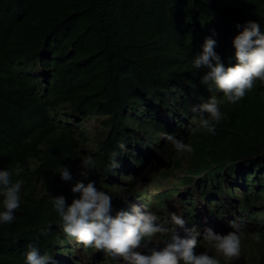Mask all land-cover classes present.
Wrapping results in <instances>:
<instances>
[{"label": "clouds", "instance_id": "clouds-1", "mask_svg": "<svg viewBox=\"0 0 264 264\" xmlns=\"http://www.w3.org/2000/svg\"><path fill=\"white\" fill-rule=\"evenodd\" d=\"M175 5L162 38L125 31L151 35L137 54L149 82L130 105L103 100L86 113L49 99L41 68L0 69L6 88L31 91L40 78L31 92L48 110L37 123L0 122V228L30 199L38 222L9 239L17 247L0 245L2 264H264V0ZM50 177L64 185L49 189ZM176 205L183 215L170 224L160 214ZM229 213L243 232L235 219L227 227ZM206 218L220 231L204 229Z\"/></svg>", "mask_w": 264, "mask_h": 264}, {"label": "trees", "instance_id": "trees-1", "mask_svg": "<svg viewBox=\"0 0 264 264\" xmlns=\"http://www.w3.org/2000/svg\"><path fill=\"white\" fill-rule=\"evenodd\" d=\"M175 2L0 0V69L17 65L24 69L33 65L41 68L51 81L47 86L48 98L58 99L60 104L71 103L86 113H91L103 100L130 105L133 94L149 82L144 66L149 62L137 54L151 35L128 40V27L162 38L164 16L169 13L168 22L173 18L177 9ZM103 50L114 51L117 55L103 53ZM121 56L126 58L125 61ZM105 58L116 63L111 65ZM28 81L33 92L45 86L36 76ZM31 91L25 87L0 85V122L3 126L17 117L34 123L48 119L43 99ZM60 144L54 159L59 158L69 142L62 138ZM232 150L240 152L242 145L235 144ZM63 185L64 182L55 177H50L47 182L49 189H59ZM37 226L34 200L30 199L21 207L15 223L0 228V245L7 243L17 247V241L9 239L18 237L20 242L24 231Z\"/></svg>", "mask_w": 264, "mask_h": 264}, {"label": "rangeland", "instance_id": "rangeland-1", "mask_svg": "<svg viewBox=\"0 0 264 264\" xmlns=\"http://www.w3.org/2000/svg\"><path fill=\"white\" fill-rule=\"evenodd\" d=\"M178 187H184L183 182L178 183L177 188ZM236 187H238V186H236ZM218 201H215V202H218ZM238 201H239V199L236 198L235 196H229L228 201H227L226 204H228L230 206H236ZM213 204H214V202L207 203V206L211 207ZM204 205H205V203L201 204L200 206L203 207ZM261 205H264V202L259 203L255 207H258V206H261ZM182 211H183L182 207L176 205V206H173V207H165L163 213H161L160 215H161V217L163 219H168L169 223L171 224L170 214L171 213H175L177 215H179V214L183 215ZM219 214H222V213H219ZM228 216H229V218L226 220L227 227L229 229H231L229 227L228 221L235 219L242 225L241 231L243 232V230L245 229V227L247 225V222H244L243 220H241L240 217L237 215V213H229ZM220 227H221V225L219 226L218 224H214V223H212L211 220L206 218V225H205L204 229L212 228L214 231H220V229H221ZM243 244H244V240H243V238H241V246H243ZM253 245H254V242H251L250 245H249L250 251L254 249Z\"/></svg>", "mask_w": 264, "mask_h": 264}, {"label": "bare ground", "instance_id": "bare-ground-1", "mask_svg": "<svg viewBox=\"0 0 264 264\" xmlns=\"http://www.w3.org/2000/svg\"><path fill=\"white\" fill-rule=\"evenodd\" d=\"M50 252H53V251H50Z\"/></svg>", "mask_w": 264, "mask_h": 264}]
</instances>
